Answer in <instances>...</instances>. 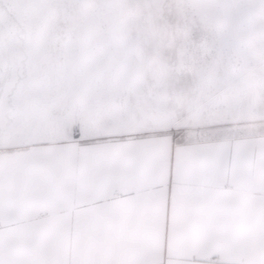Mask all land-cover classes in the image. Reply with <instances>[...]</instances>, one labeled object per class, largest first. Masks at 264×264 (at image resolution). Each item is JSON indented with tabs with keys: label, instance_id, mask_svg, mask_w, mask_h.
<instances>
[{
	"label": "crops",
	"instance_id": "obj_1",
	"mask_svg": "<svg viewBox=\"0 0 264 264\" xmlns=\"http://www.w3.org/2000/svg\"><path fill=\"white\" fill-rule=\"evenodd\" d=\"M81 95L0 149V264H264V123L123 130Z\"/></svg>",
	"mask_w": 264,
	"mask_h": 264
},
{
	"label": "rangeland",
	"instance_id": "obj_2",
	"mask_svg": "<svg viewBox=\"0 0 264 264\" xmlns=\"http://www.w3.org/2000/svg\"><path fill=\"white\" fill-rule=\"evenodd\" d=\"M79 95L123 130L264 123V0H0V149Z\"/></svg>",
	"mask_w": 264,
	"mask_h": 264
}]
</instances>
